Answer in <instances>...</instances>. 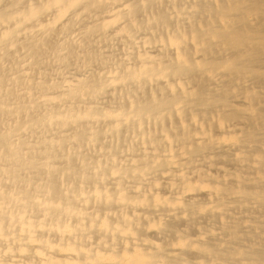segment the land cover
I'll return each mask as SVG.
<instances>
[{
	"label": "bare ground",
	"instance_id": "bare-ground-1",
	"mask_svg": "<svg viewBox=\"0 0 264 264\" xmlns=\"http://www.w3.org/2000/svg\"><path fill=\"white\" fill-rule=\"evenodd\" d=\"M0 264H264V0H0Z\"/></svg>",
	"mask_w": 264,
	"mask_h": 264
}]
</instances>
